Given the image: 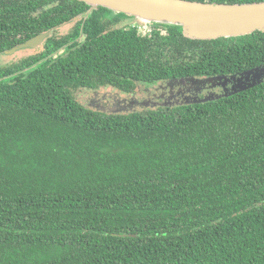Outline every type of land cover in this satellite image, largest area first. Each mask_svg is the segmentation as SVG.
I'll list each match as a JSON object with an SVG mask.
<instances>
[{"label": "trees", "instance_id": "16d2710c", "mask_svg": "<svg viewBox=\"0 0 264 264\" xmlns=\"http://www.w3.org/2000/svg\"><path fill=\"white\" fill-rule=\"evenodd\" d=\"M134 19L0 0V55L50 32L0 61V264H264V80L156 106L138 88L262 65L264 31L198 39Z\"/></svg>", "mask_w": 264, "mask_h": 264}, {"label": "water", "instance_id": "95a60500", "mask_svg": "<svg viewBox=\"0 0 264 264\" xmlns=\"http://www.w3.org/2000/svg\"><path fill=\"white\" fill-rule=\"evenodd\" d=\"M91 8L102 6L114 12H122L141 22H158L179 25L183 34L189 38L213 39L233 37L250 32L264 31V0L224 3L200 0H78ZM49 31L36 34L21 44L9 49L11 54L17 49L34 48L42 45ZM188 82L198 92L199 85L208 88L219 87L220 92H210L203 97L194 96L180 101L204 102L220 96L237 93L251 88L264 80V64L246 69L239 73L222 74L207 77H185L174 79ZM146 104V103H143Z\"/></svg>", "mask_w": 264, "mask_h": 264}, {"label": "flooded vegetation", "instance_id": "af4514ba", "mask_svg": "<svg viewBox=\"0 0 264 264\" xmlns=\"http://www.w3.org/2000/svg\"><path fill=\"white\" fill-rule=\"evenodd\" d=\"M72 24H73V22H72ZM72 24H71V26H72ZM78 39H80V36L76 37L75 40H70L69 43L71 44L74 41H78ZM39 47L41 48L40 50H42L43 45H41ZM39 47H34V48H39ZM34 48H32V49H34ZM27 49H29V48L17 49L14 51V53H17V52L22 51V50H27ZM40 50H38L37 52H39ZM37 52H35V53H37ZM14 53H11V54H14ZM26 54H29V53L26 52ZM2 55L3 54H1L0 56H2ZM199 87H200V89L197 92L194 90V85L191 83H188V82L182 83V82H177L175 80H172V81H166V82L160 81L156 84H151L148 86L142 85V88H140V87H138V88H139V91H143L144 93H146V92L151 93L150 98L143 100L141 102V103L149 104L151 106L160 105V104H163L164 102H168V103H164V104H170V103L172 104V103H176V102L179 103L180 101H182L186 98H188V100H190L194 96L203 97L206 94H208L209 92L214 91V90H219L218 92L221 91V88H219L218 86L214 87V88H208V86L199 85ZM153 89H160L162 92L160 94V96H162V94H164L167 91L168 93H170V98L166 97V98L162 99L159 96L158 98H161V99H158L157 94H159V93L153 92ZM132 101H133V104L138 102L134 98H132ZM129 104H130V102H129Z\"/></svg>", "mask_w": 264, "mask_h": 264}, {"label": "rangeland", "instance_id": "374dc122", "mask_svg": "<svg viewBox=\"0 0 264 264\" xmlns=\"http://www.w3.org/2000/svg\"><path fill=\"white\" fill-rule=\"evenodd\" d=\"M72 22H73V21H69V22H67V23L62 24L61 26H59L58 34L60 35V34H64V33H66V31L71 27ZM40 49H41V48L39 47V48H35V49H27V50H25V51L28 52V53H31V54H32V53L37 52V51L40 50ZM22 52H23V50H22V51H19V52H17V53H14V54H8L6 57H5V56H0V61H4V60L11 59V58H13L14 56H20V55L22 54ZM138 87L142 88V84H139ZM214 91H215V92H218L219 90H214ZM211 92H213V91H211ZM209 93H210V92H209ZM209 93H208V94H209ZM140 94H142V91H141ZM208 94H206V95H208ZM130 104H133L132 99L130 100ZM126 107H129V101H128V103L126 104ZM117 109H118V108H117Z\"/></svg>", "mask_w": 264, "mask_h": 264}, {"label": "built area", "instance_id": "2783aa9c", "mask_svg": "<svg viewBox=\"0 0 264 264\" xmlns=\"http://www.w3.org/2000/svg\"><path fill=\"white\" fill-rule=\"evenodd\" d=\"M137 24L139 29H142V32L146 33L152 29V26H150L149 22H141L140 20H134L132 21V25L134 26Z\"/></svg>", "mask_w": 264, "mask_h": 264}, {"label": "clouds", "instance_id": "9594fccd", "mask_svg": "<svg viewBox=\"0 0 264 264\" xmlns=\"http://www.w3.org/2000/svg\"><path fill=\"white\" fill-rule=\"evenodd\" d=\"M128 17H129V19L131 18L130 16H128ZM134 20H137V19H134ZM134 20H133V21H134ZM151 23H153V22H151ZM151 30H152V29H151Z\"/></svg>", "mask_w": 264, "mask_h": 264}]
</instances>
